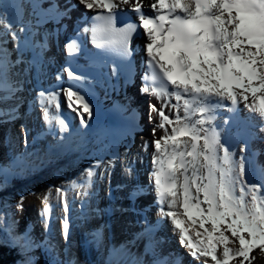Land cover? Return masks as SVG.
I'll return each mask as SVG.
<instances>
[{
	"label": "snow or ice",
	"instance_id": "snow-or-ice-1",
	"mask_svg": "<svg viewBox=\"0 0 264 264\" xmlns=\"http://www.w3.org/2000/svg\"><path fill=\"white\" fill-rule=\"evenodd\" d=\"M43 5L44 0H0V123L21 119L25 106L39 108L54 141V149L45 152L41 164L73 152L76 155L66 161L70 166L85 155L91 162L66 185L50 187L43 195L42 238L34 236L30 226L18 232V221L8 212L0 213V246L16 250L20 257L16 264H39L37 249L45 254L43 264H78L70 255L66 214L79 200L82 213L91 209L111 216L118 211L122 228L140 226L120 246L130 257L128 264H250L254 248L264 252V166L256 167L261 179L252 180L254 153L249 142H264V0H65L63 4L48 0V6ZM77 10L80 15L73 19ZM70 20L69 31L64 21ZM48 21L58 27L41 30ZM89 39L95 50L87 47ZM53 46L66 57L51 77L54 83L46 84L47 69L57 63L54 55H48ZM80 58L85 68L102 69L112 63L111 75L150 97L149 139L141 135L136 145L137 132H143L142 117L132 107L134 97L126 94V102L116 105L122 117L116 137L103 143L110 130L102 129L104 135L96 136L101 146L83 150L93 106L81 94V87L92 83L90 74L72 66ZM61 95L79 127L50 111L59 108ZM243 110L252 114L243 118L250 136L238 144L228 126L240 120ZM145 155L151 157L147 185L136 180L135 167ZM117 165L126 178L117 185L126 204L93 207L105 180L107 196L113 199L111 174ZM34 170L31 164L18 170L5 168L4 185L8 176ZM57 173L64 174L61 169ZM146 191L153 195L150 206L143 200ZM24 195L15 204L17 209H22ZM57 207L63 213L64 259L52 242L49 224ZM165 224L172 226L186 250L187 262L174 251L163 254L168 243ZM106 228L112 224L88 233L91 239L86 236L84 244L99 249ZM139 240L146 241L143 252H129L128 246Z\"/></svg>",
	"mask_w": 264,
	"mask_h": 264
},
{
	"label": "bare ground",
	"instance_id": "bare-ground-1",
	"mask_svg": "<svg viewBox=\"0 0 264 264\" xmlns=\"http://www.w3.org/2000/svg\"><path fill=\"white\" fill-rule=\"evenodd\" d=\"M140 102H142V100H139ZM150 102V101H149ZM153 102V101H152ZM147 109H148V106H147ZM36 112V116H32L33 117V120H30V123H31V125H35V124H39V122L41 121V123H43L44 124V122L42 121L43 120V118H42V116H41V113H39V111H35ZM147 114H148V111H147ZM30 117V116H29ZM145 118V123L147 122V134L145 135V137L149 134V131H150V129L152 128V126L153 125H151V123H149L148 122V118H147V116H144ZM153 117H154V115H153ZM30 119V118H29ZM40 123V124H41ZM153 123H155V117H154V119H153ZM260 158L261 159H263V160H260V161H263V164H264V155L262 154V153H260ZM66 161H68V160H64L60 165H62V164H64V163H66ZM59 165V166H60ZM142 166H145V163L144 164H142ZM55 168V167H54ZM53 168V169H54ZM120 167H118V169H119ZM52 170V169H51ZM120 170V169H119ZM122 174V171L120 170V174L119 175H121ZM115 176V174L113 173V174H111V182L112 183H114L113 182V180H114V177ZM122 177H123V179H117V181H116V184H119L121 181H122V184H123V181L124 182H126V178L124 177V175L122 174ZM251 178V177H250ZM108 187H109V185H108V181L107 180H105L103 183H101L100 185H99V187H98V189H97V191L99 192V198L96 200V202H95V204L93 205V207H96V206H98L99 208H101L102 209V197H101V192L104 194H106L107 193V191H108ZM100 189V190H99ZM120 192V195H121V202L122 203H126V201H124L123 200V196H122V194H123V190H121V189H118V193ZM77 202V201H76ZM106 201H103V203H105ZM120 205H121V203L120 202H118V208L120 207ZM77 208V207H76ZM90 211H91V216H93L94 215V218H93V220H94V222H93V224L92 225H94L95 223H96V225H99L101 222H103L105 219H106V217H104V218H101L102 216H101V214H99V215H97V214H95V212H93L91 209H90ZM154 216V217H152V219L153 220H155V218H156V216H155V211L154 210H152L151 212H150V216ZM98 216V217H97ZM98 220H97V219ZM122 219V216H121V213L119 212V217L117 218V222L119 223V221ZM128 219L129 220H133L134 221V217H132V216H129L128 217ZM99 222V223H98ZM135 227H136V225H135V223H132V224H130L129 226H127L126 228H122L121 226L119 227L120 228V232L119 233H115V235L116 236H119L120 238H118L119 239V241H121L122 242V240H123V242H124V244L128 241V239H132V236H131V234L132 233H134L135 232ZM115 232V231H114ZM164 232H166L165 234H166V236H167V239L170 241V242H172L173 244H175V245H177V246H175V247H179V250L182 252V253H184L185 254V250H184V248H182L180 245H179V243H178V239H177V236L173 233V230H172V228L169 226V224H165V226H164ZM71 238L73 239V240H80V238H81V233L80 232H72V236H71ZM113 239H116V238H113ZM140 241V240H139ZM106 245H107V243H106ZM118 245V244H117ZM163 248H167V249H170L171 248V246L169 245V243H167L166 245H164L163 246ZM136 249H133V247L132 246H128V251L130 252V251H132V253H134L135 254V251ZM256 252H257V250H252L250 253H249V256H250V260H252V259H256L257 258V256L255 255L256 254ZM124 253H126V252H124ZM190 258L188 257V259L187 260H189ZM230 264H232V262L230 261Z\"/></svg>",
	"mask_w": 264,
	"mask_h": 264
},
{
	"label": "trees",
	"instance_id": "trees-1",
	"mask_svg": "<svg viewBox=\"0 0 264 264\" xmlns=\"http://www.w3.org/2000/svg\"><path fill=\"white\" fill-rule=\"evenodd\" d=\"M3 199L6 200L5 203L13 205L12 198H8L7 196H5V198ZM0 209L8 211L10 207L8 205H2ZM0 236H2L1 233ZM19 259L20 257L17 255L15 249L0 246V264H16Z\"/></svg>",
	"mask_w": 264,
	"mask_h": 264
},
{
	"label": "rangeland",
	"instance_id": "rangeland-1",
	"mask_svg": "<svg viewBox=\"0 0 264 264\" xmlns=\"http://www.w3.org/2000/svg\"><path fill=\"white\" fill-rule=\"evenodd\" d=\"M60 185H62V183ZM60 185H58V186H60ZM50 187H53V186H49L47 188L49 189ZM36 192L39 193L38 196L36 195L37 193L35 195L32 194L31 196H34L33 199H35L36 202H39V205L41 207V199H42L43 195L48 194V191H47V189H43V190L40 189V190H37ZM54 195H55V193L53 191L52 197ZM53 200H54V198H53ZM24 205H28V203L25 202ZM255 255L257 256V258L250 260V264H264V252H261L260 250H258ZM246 264H249V262H246Z\"/></svg>",
	"mask_w": 264,
	"mask_h": 264
}]
</instances>
